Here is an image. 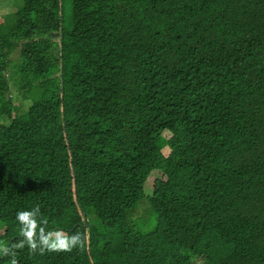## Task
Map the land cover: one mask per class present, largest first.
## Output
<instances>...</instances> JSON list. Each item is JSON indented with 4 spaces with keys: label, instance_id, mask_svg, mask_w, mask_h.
<instances>
[{
    "label": "trees",
    "instance_id": "1",
    "mask_svg": "<svg viewBox=\"0 0 264 264\" xmlns=\"http://www.w3.org/2000/svg\"><path fill=\"white\" fill-rule=\"evenodd\" d=\"M0 264H264V0L0 15Z\"/></svg>",
    "mask_w": 264,
    "mask_h": 264
},
{
    "label": "rangeland",
    "instance_id": "2",
    "mask_svg": "<svg viewBox=\"0 0 264 264\" xmlns=\"http://www.w3.org/2000/svg\"><path fill=\"white\" fill-rule=\"evenodd\" d=\"M19 0H0V15L6 14V13H12L16 10V6L18 5ZM19 50H15L11 52L7 58V63L9 66L16 65L18 62ZM14 80L10 77V86L12 87V90H16V87H14ZM16 92V91H15ZM14 108L15 111L18 114L23 113L28 107L31 106V99L30 98H21L17 97L14 100ZM6 121H8V118H5ZM157 175H152L151 179L155 177H160L161 173H156ZM148 187V186H147ZM149 189V188H148ZM150 190V189H149ZM148 190V193H151V191ZM51 237L53 238L54 244H61L64 243L67 239V235L64 230L62 229H55L50 232ZM200 263V262H198Z\"/></svg>",
    "mask_w": 264,
    "mask_h": 264
},
{
    "label": "clouds",
    "instance_id": "3",
    "mask_svg": "<svg viewBox=\"0 0 264 264\" xmlns=\"http://www.w3.org/2000/svg\"><path fill=\"white\" fill-rule=\"evenodd\" d=\"M31 216H32V213H30V212H20L17 214V219L22 223L23 235L25 237H27V243L29 244L30 248L34 251L36 249L37 245L33 241V224H34V221L30 219ZM20 246L22 247L23 245H20ZM48 247L51 249V245H48Z\"/></svg>",
    "mask_w": 264,
    "mask_h": 264
}]
</instances>
